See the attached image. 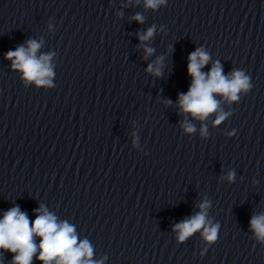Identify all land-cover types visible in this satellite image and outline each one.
<instances>
[{
	"label": "clouds",
	"instance_id": "1",
	"mask_svg": "<svg viewBox=\"0 0 264 264\" xmlns=\"http://www.w3.org/2000/svg\"><path fill=\"white\" fill-rule=\"evenodd\" d=\"M166 4V0H145V7L157 9ZM143 23L144 18L137 14L133 17ZM155 32V26L147 29L146 33L139 35L143 41L150 40ZM41 44L35 40H28L27 47L19 46L14 51L5 54V59L12 62V68L22 73V79L26 82H34L37 86H51L54 75L50 60L52 54L42 55L39 58L36 53ZM153 48H145V59L152 55ZM211 57L203 47L197 48L188 56L187 72L192 77L191 85L186 93L179 94L178 107L184 114L201 121L210 115L217 113L214 124L219 125L227 117V113L220 110V102L216 96H221L230 102L239 100V93H247L252 89L251 77L245 75L243 70H234L229 75L223 74L221 63L213 62L209 72L201 71L210 61ZM162 58L156 61L160 65ZM146 71L155 76H160L161 68L149 64ZM170 105L172 102L169 100ZM188 134L195 132V127L185 121L182 124ZM202 135H207L206 126L201 129ZM235 172L230 171L226 179L234 182ZM223 179V178H222ZM200 211L195 215L177 223L173 231L177 232V241L183 243L197 231H202V236L208 244L217 240L219 224L213 225L208 219L207 210L211 202L204 199L198 205ZM36 213L34 221L29 220L28 214L21 211L19 206H13L3 213L0 219V250L13 254L11 264H32L33 257L42 264H103V260L94 261L93 248L87 239L78 242L75 228L67 221H58L53 213L44 205L33 210ZM250 229L258 242L264 244V214L254 215L250 220ZM34 237L40 238L37 244Z\"/></svg>",
	"mask_w": 264,
	"mask_h": 264
}]
</instances>
